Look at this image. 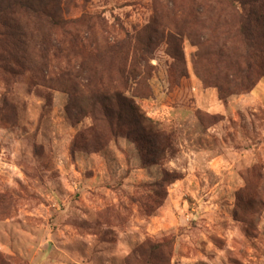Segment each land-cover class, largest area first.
<instances>
[{"label": "rangeland", "instance_id": "1", "mask_svg": "<svg viewBox=\"0 0 264 264\" xmlns=\"http://www.w3.org/2000/svg\"><path fill=\"white\" fill-rule=\"evenodd\" d=\"M199 1L90 0L88 9L129 31L156 9L190 34L181 15ZM180 44L186 77L162 43L150 96L133 99L146 126L168 136L152 165L124 138L101 144L90 117L68 118V96L35 52L24 68L0 70V264H140L132 254L147 243L148 264H264V78L222 103L192 71L196 49ZM165 174L176 180L157 185Z\"/></svg>", "mask_w": 264, "mask_h": 264}, {"label": "trees", "instance_id": "2", "mask_svg": "<svg viewBox=\"0 0 264 264\" xmlns=\"http://www.w3.org/2000/svg\"><path fill=\"white\" fill-rule=\"evenodd\" d=\"M235 2L192 4L181 15L187 16L190 29L196 27L189 34L176 23L159 20L156 9L145 26L129 31L89 11L90 0H0V70L24 68L35 52L41 73L50 70L51 80L67 94L68 118L77 122L90 117L94 127H102L96 129L101 144L108 137L124 138L135 146L143 166L157 164L168 136L146 126L133 99L150 96L154 68L149 61L162 43L181 79L186 68L180 37L190 41L196 49L191 57L195 77L215 88L222 103L251 92L264 78V0H240L241 12ZM218 6H223L219 12L224 17L213 15ZM175 180L174 174H165L157 185ZM155 250L147 243L132 257L148 264Z\"/></svg>", "mask_w": 264, "mask_h": 264}]
</instances>
